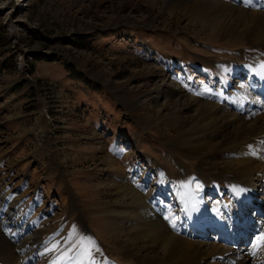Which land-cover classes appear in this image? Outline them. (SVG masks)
Segmentation results:
<instances>
[{"label": "rangeland", "instance_id": "1", "mask_svg": "<svg viewBox=\"0 0 264 264\" xmlns=\"http://www.w3.org/2000/svg\"><path fill=\"white\" fill-rule=\"evenodd\" d=\"M213 25L171 15L163 0H0V240L21 244L27 264H139L109 234L105 211L121 198L110 182L151 187L159 167L194 168L175 146L183 127L168 117L173 103L152 86L165 94L178 82L197 96L213 93L222 73L228 92L244 88L246 75L230 78L224 67L253 61L259 49ZM146 93L154 105L138 106ZM249 107L227 110L252 117L264 101ZM226 186L221 199L213 194L222 206L233 201ZM254 194L249 211L234 204L237 213L256 210L248 224L260 230L236 228L234 246L248 254L264 252V177Z\"/></svg>", "mask_w": 264, "mask_h": 264}, {"label": "bare ground", "instance_id": "2", "mask_svg": "<svg viewBox=\"0 0 264 264\" xmlns=\"http://www.w3.org/2000/svg\"><path fill=\"white\" fill-rule=\"evenodd\" d=\"M163 2L171 15L181 11L194 23L212 21L223 37L239 34L252 50H259L253 55V61L229 63L224 67L223 72L230 78L246 75L249 82L244 88L236 86L228 92L229 83L222 73L213 93L197 96L180 91L178 82H170L165 94L163 84L152 86L158 96L173 103L168 117L173 124L183 127L175 146L180 148L182 156L194 159L195 165L193 169L183 167L174 174L159 167L151 187L128 179L111 181L110 189L121 198L112 203L115 207L105 211L110 214L109 234L116 240L121 237L124 254L139 264H255L250 262L252 258L264 264V252L257 250L248 254L246 247L234 246L237 238L242 239L237 226L243 224L250 229L248 222L256 211L237 213L235 199L240 201L238 209L249 211L251 205L246 196L255 195L258 182L264 177V111L253 109L249 113L252 117L228 111L229 107H255L264 101V0ZM220 88L226 89L225 94ZM148 95L137 101L138 106L154 105L157 97ZM187 111L193 114L184 115ZM108 165L116 171L120 164L110 161ZM168 180H172L173 192L180 196L177 208L165 193L171 189ZM225 182L234 202L222 206L219 200L213 199V194L221 199ZM250 230L258 231L260 227ZM212 231L216 234L210 236L208 233ZM0 249L9 254L14 264L30 261L18 256L24 251L21 244L9 246L0 240ZM87 262L102 264L93 258ZM119 262L117 258L113 260L114 264Z\"/></svg>", "mask_w": 264, "mask_h": 264}]
</instances>
